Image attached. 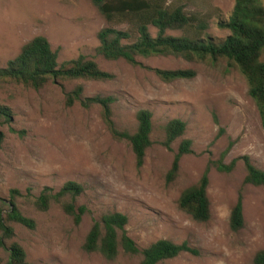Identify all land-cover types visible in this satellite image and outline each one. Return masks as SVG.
<instances>
[{
  "label": "rangeland",
  "instance_id": "374dc122",
  "mask_svg": "<svg viewBox=\"0 0 264 264\" xmlns=\"http://www.w3.org/2000/svg\"><path fill=\"white\" fill-rule=\"evenodd\" d=\"M171 1L207 22L202 36L214 42L227 36L228 31L218 22L228 18L234 0ZM106 25L90 0H0V67L24 43L41 35L58 52L59 64L82 54L114 76L108 81L59 79L39 90L0 82V106L12 112L10 124L0 120L4 134L0 197L8 200L13 189L23 194L29 190L36 196L45 186L57 190L65 182L75 181L84 188L76 205L87 208L76 225L60 204L38 211L31 201L19 197L20 211L36 225L28 229L10 223L15 230L12 240L36 264H138L141 255L124 253L121 246L114 260L83 250L93 222L106 213L120 212L128 218L127 235L140 249L167 239L176 244L187 242L198 252H183L165 264H254L255 254L264 250V187L244 184L242 161L229 173L213 166L230 147L224 163L248 155L264 170V129L244 77L236 68L227 70L224 59L197 62L173 55L137 57L150 68L193 69L196 73L192 79L164 82L151 70L99 55L97 34ZM149 30L154 36L156 29L151 26ZM167 34L180 36L182 32L170 30ZM78 85L83 87V96L115 97L113 120L120 130L135 131L139 109L152 112V145L140 168L129 143L111 136L98 106H66L65 94ZM174 118L183 120L186 128L168 150L162 144L164 128ZM182 139L192 141L193 152L182 156L176 178L167 182L166 174ZM208 164L210 218L197 222L178 207V198L198 181ZM239 193L244 225L233 231L229 216ZM6 260L7 253L0 248V264Z\"/></svg>",
  "mask_w": 264,
  "mask_h": 264
},
{
  "label": "trees",
  "instance_id": "16d2710c",
  "mask_svg": "<svg viewBox=\"0 0 264 264\" xmlns=\"http://www.w3.org/2000/svg\"><path fill=\"white\" fill-rule=\"evenodd\" d=\"M104 16L107 25L98 31L99 46L96 51L107 60L123 59L132 66L151 70L164 82L192 79L193 69H160L142 65L137 57L168 56L182 57L187 61L217 62L226 61L227 70L236 68L247 83V93L256 104L264 129V0H234L233 9L227 19L220 20L218 26L228 31L223 41L214 42L208 36H202L208 27L207 22L196 13H187L184 6L171 0H90ZM122 28H119L121 27ZM156 29L153 36L150 27ZM179 30L180 36L167 34V31ZM113 74L101 70L97 63L85 55L58 62V52L52 49L44 36L38 35L24 43L19 53L0 67V82L20 84L39 90L49 82L56 80H95L108 81ZM114 96H83V87L76 86L65 94L66 106L75 103L84 109L93 106L100 108L101 118L111 136L118 141L129 143L135 157L137 168L144 163L146 150L152 145V112L139 109L136 113L137 127L134 132L120 130L113 120L112 105ZM0 120L10 124L12 112L6 106H0ZM217 123V118L214 116ZM186 123L171 119L165 125L163 146L171 150V144L181 137ZM11 132L15 129L9 127ZM222 132V129L220 130ZM4 134L0 131V146ZM192 141L182 139L174 154L170 169L166 174L167 182L173 181L179 171V162L183 155L192 153ZM228 147L221 157L213 162L219 172H231L238 161L245 168L244 184L264 187V170L257 168L248 155L233 158L228 164L223 162ZM210 164L196 183L185 188L179 198L178 207L197 222H206L210 218V203L207 196ZM84 188L75 181L65 182L59 189L45 186L38 195L30 191L23 194L17 189L10 191L9 199L0 197V248L7 253L2 264H36L27 260L24 248L13 241L15 230L10 223L34 229L35 221L25 216L17 206L21 197L38 211H47L52 204H60L65 214L72 217L74 224L81 222L87 208L77 206L76 199ZM128 218L120 212L106 213L93 222L87 233L83 250L98 252L107 260H114L119 246L124 253L141 255L138 264H165L183 252L197 254L187 242L173 243L167 239H158L140 249L127 235L125 226ZM229 225L233 231L244 225L242 195L238 194L231 209ZM254 264H264V250L254 256Z\"/></svg>",
  "mask_w": 264,
  "mask_h": 264
}]
</instances>
